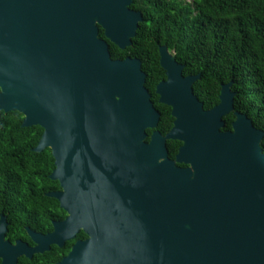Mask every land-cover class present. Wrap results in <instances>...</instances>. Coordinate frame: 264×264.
<instances>
[{
    "label": "water",
    "instance_id": "water-1",
    "mask_svg": "<svg viewBox=\"0 0 264 264\" xmlns=\"http://www.w3.org/2000/svg\"><path fill=\"white\" fill-rule=\"evenodd\" d=\"M131 3L0 0V112L42 129L33 151L50 150L60 187L46 196L67 214L68 238L88 236L60 264H264V133L239 112L220 132L232 82L204 111L200 75L182 77L161 46L155 93L174 121L146 142L159 115L141 63L112 60L105 41L131 46L142 22ZM167 140L181 143L175 161Z\"/></svg>",
    "mask_w": 264,
    "mask_h": 264
},
{
    "label": "trees",
    "instance_id": "trees-1",
    "mask_svg": "<svg viewBox=\"0 0 264 264\" xmlns=\"http://www.w3.org/2000/svg\"><path fill=\"white\" fill-rule=\"evenodd\" d=\"M129 8L142 15L131 46L120 50L105 41L112 60L140 61L144 87L160 113L161 134L173 120L154 93L165 79L161 46L175 54L183 76L200 75L192 89L204 110L217 105L220 86L232 82L234 111L264 133V0H132ZM98 34L104 39L101 29ZM233 119V114L224 118L223 130L231 129ZM22 120L18 112H0V211L8 213L10 223L43 227L64 216L58 202L46 196L60 187L49 178L54 169L50 150L33 151L42 129L22 127ZM179 145L167 142L169 157ZM260 147L264 154V135Z\"/></svg>",
    "mask_w": 264,
    "mask_h": 264
},
{
    "label": "flooded vegetation",
    "instance_id": "flooded-vegetation-1",
    "mask_svg": "<svg viewBox=\"0 0 264 264\" xmlns=\"http://www.w3.org/2000/svg\"><path fill=\"white\" fill-rule=\"evenodd\" d=\"M169 53L174 56V60H175V54L171 51H169ZM158 55H159V49H158ZM159 59H160V56H159ZM175 62H176V60H175ZM178 65H180V64H178ZM180 66L182 67V70H183V66L182 65H180ZM182 70H181L182 77H187V76H183ZM164 75H165V72H164ZM188 76H197V75H188ZM145 78H146V75H145ZM165 80H166V76H165V79L160 81V82H163ZM159 83H157L156 86ZM222 85H225V84H222ZM156 86H155V88H156ZM221 86H220V90H221ZM192 88H193V86H192ZM147 92H148L149 97H150V102H151L154 110L158 113L159 120H160V113L155 108L153 102L151 101V95H150L148 90H147ZM192 92H193V89H192ZM154 93H155V89H154ZM219 94H220V92H219ZM155 95H157V94L155 93ZM193 95L196 97V95L194 93H193ZM157 97H158V95H157ZM158 99H159V97H158ZM158 99H157V103L160 104L158 102ZM197 100H198V98H197ZM218 100H219V95H218ZM160 105H163V104H160ZM164 106H166V105H164ZM166 107H168V106H166ZM168 108L170 109V116H171V108L170 107H168ZM202 109H203V106H202ZM204 111H208V110H204ZM235 112H237V111H234V109H233V111L230 112L229 114H233V116H234ZM229 114H227L221 118V121L223 122V126L220 129V132L231 131V129L230 130H223L224 125H225L224 118L226 116H228ZM172 119H173V117H172ZM159 120L157 122V126H158ZM234 120H235V116H234V119L231 121V123ZM173 121H174V119L172 120V125H171L170 129L173 126ZM231 123H230V126H231ZM157 126L154 129H147L145 131V133L147 135L146 140H145L146 142L149 141L150 136L154 131L160 133L157 130ZM170 129L165 134H161V133L160 134L162 136H164L170 131ZM148 132H149V134H148ZM168 141H172V140L166 141V143H165L166 150H167V142ZM176 142H178V141H176ZM178 143H180V142H178ZM180 146H181V143L177 147L176 153L174 154L173 158L168 156L169 153L167 150V157L169 158V160L175 161V157L177 155V152H178V149ZM53 163H54V161H53ZM175 166L178 168H186V165L179 164V163H175ZM55 192H57V191H55ZM58 207H59V204H58ZM7 216H8V213L6 214L3 211H0V221L2 218H4V220H5V230L2 234V236L0 237V241H1V243H3L5 245V248L0 249V264H60L68 256V254L71 252L72 247L76 242H83V241H86L88 239V236L82 230H79L78 232H76L73 238H68L70 236V230L66 229L63 225H61L62 222L67 217V214L65 212H64V216L61 219L51 220L48 225L43 226V227H40L38 225H34V226L25 225L23 223L13 224V223H10V220H8Z\"/></svg>",
    "mask_w": 264,
    "mask_h": 264
},
{
    "label": "rangeland",
    "instance_id": "rangeland-1",
    "mask_svg": "<svg viewBox=\"0 0 264 264\" xmlns=\"http://www.w3.org/2000/svg\"><path fill=\"white\" fill-rule=\"evenodd\" d=\"M181 1H184L185 3H191V2H193V0H181Z\"/></svg>",
    "mask_w": 264,
    "mask_h": 264
}]
</instances>
